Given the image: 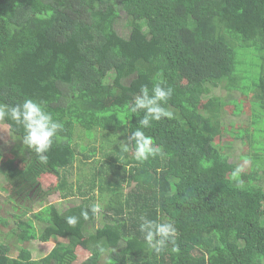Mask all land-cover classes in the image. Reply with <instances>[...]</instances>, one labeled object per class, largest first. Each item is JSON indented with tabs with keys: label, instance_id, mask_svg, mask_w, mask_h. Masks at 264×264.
Listing matches in <instances>:
<instances>
[{
	"label": "trees",
	"instance_id": "trees-1",
	"mask_svg": "<svg viewBox=\"0 0 264 264\" xmlns=\"http://www.w3.org/2000/svg\"><path fill=\"white\" fill-rule=\"evenodd\" d=\"M157 83L173 90L164 105L173 116L143 129L157 154L136 161L134 145L122 152L120 143L143 113L129 118L126 107L142 85ZM221 86L229 93L214 96ZM235 95L251 97L249 128L239 135L251 163L240 183L231 175L234 143H221V113ZM28 98L63 129L41 164L23 130L0 120L22 166L2 163L0 175L23 210L10 237L0 216V264H75L79 248L89 253L81 264L264 263V0H0V103ZM99 151L88 184L100 205L79 182L81 204L32 209L54 193L43 191L44 175L59 178L55 193L73 197L67 171ZM93 204L100 212L85 220L80 213ZM68 216L78 218L75 227ZM142 216L172 222L175 244L148 250ZM52 239L68 243L41 263L25 246L10 254L12 240Z\"/></svg>",
	"mask_w": 264,
	"mask_h": 264
},
{
	"label": "clouds",
	"instance_id": "clouds-1",
	"mask_svg": "<svg viewBox=\"0 0 264 264\" xmlns=\"http://www.w3.org/2000/svg\"><path fill=\"white\" fill-rule=\"evenodd\" d=\"M173 90L157 83L149 89L142 85L139 92L133 97L126 107L129 118L133 114L137 117L143 113L139 120V126L132 132L128 142L120 143V151L127 152L134 145V158L136 161H146L149 157L157 154V149L151 137L147 136L143 129L148 128L153 121H160L163 118H172L173 113L167 110L164 105L172 96ZM7 118L14 125L23 130L22 143L30 152L34 153L41 164L48 163L47 153L50 151L54 140H58L63 124L54 119L43 103L28 98L15 105L0 103V120ZM243 171L241 166L232 171V179L240 183V176ZM100 212V206L93 204L90 209L82 210L80 215L89 219V213L93 216ZM139 231L143 234L145 247L159 254L171 243L175 244L177 229L172 222L151 220L140 217ZM66 223L75 227L78 223L76 216L66 217ZM103 252V249H100ZM175 250V249H173Z\"/></svg>",
	"mask_w": 264,
	"mask_h": 264
},
{
	"label": "rangeland",
	"instance_id": "rangeland-1",
	"mask_svg": "<svg viewBox=\"0 0 264 264\" xmlns=\"http://www.w3.org/2000/svg\"><path fill=\"white\" fill-rule=\"evenodd\" d=\"M179 83L183 84L184 86L188 85L187 80L185 79H181ZM229 90L230 89L228 86L214 88L213 95L219 97L226 96L229 93ZM234 97L236 98L234 102L229 107L224 108L221 113L222 120L224 122L222 128L221 143H234V145L232 146V150L230 151L231 160L237 167L241 166L243 168V171H247L250 168L251 162L242 159V154L246 146H244L239 140V135L241 131L249 128L248 121L251 115V97L242 95H235ZM96 137L98 140L102 139L100 133H97ZM99 146L100 145L98 143L97 147ZM16 148H18L17 141L10 133L9 127L0 123V151L2 152V157H0V165L2 163H8L16 167H22L20 160L15 158L12 153ZM78 157L79 159L76 161L75 165L67 171L70 183L74 185L75 195H73V197L65 199L61 193H55V188L59 183V178L55 175H44L41 179V186L43 191H53L54 193L46 198L45 204H42L44 202H42L41 204L40 202L38 204L34 203L32 207L34 211L42 209L47 205H54L59 212H64L65 210L73 206L81 204L84 197H81V193L78 191L80 188L79 182L82 184L83 192L86 193L85 197L92 198L93 196H95V201H97V203L100 205L98 201V192L95 190L94 193H90L88 182L90 181V177L95 171V161L101 159V152H98V155L95 159L87 162L82 160L81 155H79ZM11 190V187L9 185H6L3 177L0 175V216H2L3 221H7L5 223L6 225H3L7 226V228H4L2 226L1 228H4L2 231L7 232L6 234L9 235V237L11 236L10 233H12L11 228H15L14 222L17 221L13 217L20 216L21 212L23 211L18 204H15L10 200L9 195L12 192ZM27 217H32V213L30 211L27 212ZM96 227L99 228L101 227V225L97 223ZM12 238H14L13 235ZM0 239H2L1 236ZM8 243L10 245L9 247L11 256L17 255L22 247L25 246L31 253L32 258L37 261V263H41V259L45 258L56 245H58L59 243L67 244L68 241L52 239L50 242L32 241L29 243L19 244L18 242H15V240H12ZM76 255L77 260L75 264H81L86 258H88L89 253H87L83 248H79L76 251Z\"/></svg>",
	"mask_w": 264,
	"mask_h": 264
}]
</instances>
